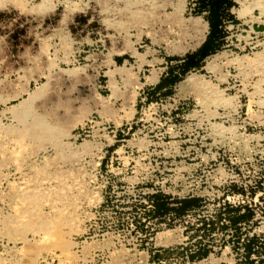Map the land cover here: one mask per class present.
<instances>
[{
	"label": "rangeland",
	"instance_id": "374dc122",
	"mask_svg": "<svg viewBox=\"0 0 264 264\" xmlns=\"http://www.w3.org/2000/svg\"><path fill=\"white\" fill-rule=\"evenodd\" d=\"M195 1L15 0L0 11V264H235L244 234L264 241V0H233L222 46L169 94H137L141 61L203 39ZM156 189L199 207L156 223ZM222 201L248 205L251 219L202 227ZM178 244L209 251L188 261ZM152 247L164 248L159 261Z\"/></svg>",
	"mask_w": 264,
	"mask_h": 264
},
{
	"label": "trees",
	"instance_id": "16d2710c",
	"mask_svg": "<svg viewBox=\"0 0 264 264\" xmlns=\"http://www.w3.org/2000/svg\"><path fill=\"white\" fill-rule=\"evenodd\" d=\"M195 3L196 8L205 12L204 19L207 23V31L201 42L193 50L187 51L181 57L174 58L177 62L167 66L166 74L159 78L154 88L171 86L187 71L191 69H200L204 58L218 50L225 41L224 21H232L235 19L234 14L230 11V7L234 5V1L196 0ZM168 92H170V90L166 87L163 94H167ZM146 99H148V97H146ZM147 197L150 206L149 209H146L150 212L147 215L152 216L156 220V223L163 222L169 225L174 219L180 218L188 211H192L199 207V197L196 195L170 197L156 189L147 194ZM252 215L251 208L246 204H232L228 201H222L216 208L214 216L210 218L202 217L200 225L210 229H213L214 225L221 228L232 226L235 231L236 228H239L237 226L239 222L250 220ZM243 236L240 242L243 255L237 258L235 264H251L253 259L250 257V254L253 252L258 253L259 251L256 250L257 247H262L264 251V241H256L257 236L254 233L250 235L244 234ZM255 242L261 245L258 246ZM177 249L180 250L178 252L183 254V257L188 261L199 260L206 256L209 251L205 247L196 246L191 249L182 244H178ZM161 250H164V248L152 247L147 249L150 261L154 259L159 261L161 256H163ZM254 261L258 264H262L264 261L263 255H260V257L257 256V259Z\"/></svg>",
	"mask_w": 264,
	"mask_h": 264
},
{
	"label": "crops",
	"instance_id": "0c3cea01",
	"mask_svg": "<svg viewBox=\"0 0 264 264\" xmlns=\"http://www.w3.org/2000/svg\"><path fill=\"white\" fill-rule=\"evenodd\" d=\"M230 11H231V7H230ZM134 56H136L135 53H131V52L126 53L125 55H114L112 56V62L113 64H122L129 60L133 61ZM150 57L157 58L156 64H151L148 61L143 60L141 61L140 65L136 67L138 79L140 80V84H141L139 87L140 90L137 92V94L141 92L145 98L146 97L148 98L156 97L157 95H167L171 92V89L176 82L172 84L171 86H161L160 88H154V86L158 82L159 78L162 75L166 74L167 66L171 64H175L177 60L165 58V56L157 57L155 55H151ZM146 58L147 56H145V59ZM172 61L174 63H171ZM166 87L170 90V92H168L167 94H163ZM118 130L120 131L121 129H118ZM119 134H120L119 132H116V135H119ZM117 139H119V137L115 138V140ZM113 149H114V146H111V151Z\"/></svg>",
	"mask_w": 264,
	"mask_h": 264
},
{
	"label": "clouds",
	"instance_id": "9594fccd",
	"mask_svg": "<svg viewBox=\"0 0 264 264\" xmlns=\"http://www.w3.org/2000/svg\"><path fill=\"white\" fill-rule=\"evenodd\" d=\"M12 3V7H8L5 0H0V11L11 12L15 8V0H9Z\"/></svg>",
	"mask_w": 264,
	"mask_h": 264
},
{
	"label": "bare ground",
	"instance_id": "6f19581e",
	"mask_svg": "<svg viewBox=\"0 0 264 264\" xmlns=\"http://www.w3.org/2000/svg\"><path fill=\"white\" fill-rule=\"evenodd\" d=\"M23 131H25V130H23ZM14 143V142H13ZM19 145V144H18ZM13 146V145H12ZM21 262H23V261H21ZM19 263V262H18Z\"/></svg>",
	"mask_w": 264,
	"mask_h": 264
}]
</instances>
